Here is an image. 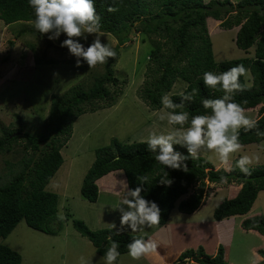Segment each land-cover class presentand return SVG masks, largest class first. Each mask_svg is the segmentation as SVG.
Returning <instances> with one entry per match:
<instances>
[{
  "label": "trees",
  "instance_id": "trees-1",
  "mask_svg": "<svg viewBox=\"0 0 264 264\" xmlns=\"http://www.w3.org/2000/svg\"><path fill=\"white\" fill-rule=\"evenodd\" d=\"M96 12L101 17L102 32L116 38L122 46L132 34L135 24L138 32L150 38L153 50L148 61L143 87L139 91L140 99L153 111L163 109L161 97L170 94L175 103H180L181 92H199L192 102H185L183 110L191 115L210 112L202 106L203 98H219L223 93L209 89L203 84L205 71L223 72L238 64H243L250 73L246 85L244 76L240 82L245 90L238 92L234 99L247 110L260 106L258 117L259 129L264 131V0H94ZM108 6L117 11L108 12ZM219 21L221 28H238L235 45L248 50L255 46L252 59H240L217 64L213 60L211 41L207 31V21ZM34 20V10L28 0H0V21L5 25L16 22L30 23ZM30 32L34 28L29 26ZM154 37V38H153ZM63 37L59 42L61 43ZM156 40V41H155ZM117 53V48H115ZM166 53V56L163 54ZM117 57V56H116ZM115 57V58H116ZM115 58L105 63V73L96 77L93 84L84 90L80 86L70 88L63 95H52L46 121L47 134L34 135L3 129L0 136V154L11 150L17 139L23 138L27 144L25 150H31V156L21 161L18 171L9 168V178L0 184V239H5L20 221L38 232L56 236L61 224L57 216L58 196L45 188L63 163L60 150L71 136L75 120L87 112H95V104L118 98V80L113 74ZM177 81L183 82L181 92L173 93ZM179 87V88H180ZM112 88V89H111ZM178 88V89H179ZM108 106V105H107ZM177 111H180L179 109ZM243 146L259 144L264 138H258L255 131L240 130ZM177 151L187 155L185 148L174 145ZM38 153V154H37ZM187 172L164 168L154 154L141 142L123 143L112 139L108 145L98 148L95 159L85 174L80 195L90 203L99 197L98 183L113 173L121 172L129 189L139 186V176H147L148 181L141 195L157 203L161 209L158 225H165L178 200L180 212L191 215L203 204L207 185L221 184L220 177L227 176V183H237L239 188L231 192L214 209L213 220L222 221L234 216L247 214L258 193L264 190V165L250 167L251 175L245 176L238 168L232 171L215 170L214 165L203 157L186 161ZM168 172L173 180L171 186L158 183ZM198 184L197 190L189 194L190 189ZM208 196V195H207ZM68 217H71L70 215ZM62 223V222H61ZM74 230L86 238L97 254L105 257L110 241L119 242L120 255L128 253L126 245L138 235H130L110 229L92 231L82 221L72 220ZM241 230L264 236V215H256L243 220ZM148 239L146 236H142ZM158 247V246H157ZM161 259L160 264L170 262L168 252L156 249ZM257 254L264 258V248L257 249ZM190 257L196 264H228L224 260V251L218 247L214 257L206 255L201 248L197 252L186 251L179 256V261ZM264 260L258 264H263ZM0 264H21V256L5 245H0Z\"/></svg>",
  "mask_w": 264,
  "mask_h": 264
},
{
  "label": "rangeland",
  "instance_id": "rangeland-1",
  "mask_svg": "<svg viewBox=\"0 0 264 264\" xmlns=\"http://www.w3.org/2000/svg\"><path fill=\"white\" fill-rule=\"evenodd\" d=\"M206 25L215 63L254 57L255 46L242 50L235 45L239 27L224 30L220 22L213 19H208ZM29 26L34 28L31 22L5 25L0 21V136L3 129L18 131L20 137L24 132L47 134L51 96L63 95L77 85L87 90L96 77L105 73V64H98L94 68H88L86 64L76 67L75 58L69 55L67 48L60 47L59 41L66 38L63 33L49 40L48 35L52 33L40 34L35 29L30 32ZM137 27L135 24L132 34L119 49L115 37L106 33L101 37L102 43L118 49L113 74L118 80L115 90L120 94L115 103L108 100L98 102L94 105L98 108L95 112L79 116L72 125L69 140L60 150L63 163L45 188L58 196L57 216L59 220V217H64L60 221L59 233L56 236L46 235L20 221L8 237L0 239V245L9 247L21 256V264H79L81 257L91 260V264H105V259L97 254L93 245L72 226L75 219L82 221L92 231H116L111 227L113 221L119 227V212L114 209L127 190L121 172L97 182L100 192L97 202L90 203L80 195L83 178L95 159V152L112 139L123 143L141 142L150 132H166L170 127L166 121L159 120L163 109L153 111L139 97L147 67L153 64L148 61L153 45L150 38L137 31ZM91 41L92 36L87 41L78 40L85 47ZM111 60L109 58L107 62ZM249 78L248 72L244 76L248 87L251 85L247 83ZM183 84L177 81L173 87L177 86V90L172 94L181 92ZM260 107L247 110L246 114L258 119ZM26 144L25 139L19 138L12 143L11 150L0 154V184L10 177L9 168L14 174L20 168L21 161L31 156L32 151L24 149ZM245 154L259 155V161H254L250 167L264 165V141L243 146L241 151L234 153L230 160L233 168L235 161ZM199 157L211 162L215 170L227 171L215 153L202 152ZM205 184L207 188L203 204L193 214L179 211L178 204L185 198L183 196L176 202L165 225L145 227L143 232L137 233L125 228L123 233L153 240L158 249L168 252L170 262L166 264H183L185 258L179 261V256L186 251L197 252L199 248L206 255L214 257L219 246L223 248L224 260L228 264L262 262L264 258L257 254V249L264 248V236L242 231L240 224L247 218L264 215V190L258 193L247 214L214 221L215 207L232 191L235 192L239 184H209L207 180ZM197 188L198 184H195L188 195ZM159 257L155 251L133 260L127 253L120 255L115 264H160ZM190 264L196 263L191 259Z\"/></svg>",
  "mask_w": 264,
  "mask_h": 264
},
{
  "label": "clouds",
  "instance_id": "clouds-1",
  "mask_svg": "<svg viewBox=\"0 0 264 264\" xmlns=\"http://www.w3.org/2000/svg\"><path fill=\"white\" fill-rule=\"evenodd\" d=\"M29 6L34 10V20L31 22L40 34L48 35L49 40L58 38L61 33L65 39L60 47L67 48L70 56L75 58V66L86 64L94 68L98 64L107 63L109 58H115L117 53L109 45L101 42L103 35L101 17L97 14L94 0H28ZM108 12L117 11L116 7L108 6ZM92 36L91 43L85 45L78 40L87 41ZM118 46V45H117ZM120 47V46H119ZM118 47V49H119ZM117 49V50H118ZM248 69L243 64H238L223 72L205 71L202 75L203 84L209 89H217L223 94L219 98H203L201 103L204 109L210 112L191 115L185 108V102H192L199 92L193 88L191 92L180 93V103H175L168 94L161 97L163 110L159 115L160 121H166L170 126L166 132H150L141 141L146 144L147 150L154 154L155 160L172 170L187 172L186 161L198 159L202 152L215 153L219 162L226 166L227 171H232L230 160L234 153L242 150L240 141L241 129L244 132L255 131L258 138H264V131L259 129L257 119L250 118L241 103L234 99L238 92L245 90L240 77L248 75ZM180 111H177V110ZM178 145L185 148L187 155L174 148ZM259 161V155H242L235 161L238 168L245 176L251 175L250 165ZM139 186L129 189L120 204L114 211L119 212V227L112 222L111 227L120 234L127 230L137 233L143 232L145 227L157 226L161 220V209L156 202L145 199L141 193L143 185L148 181L147 176L136 177ZM221 183H227V176L220 177ZM164 186H171L173 180L163 171V176L158 181ZM61 220L63 216L59 217ZM107 239L110 245L105 253V264H115L120 256L119 242ZM128 255L133 260H139L155 252L157 245L151 239L142 236L134 237L127 245ZM191 258H185L183 264H190ZM79 264H91V260L80 258Z\"/></svg>",
  "mask_w": 264,
  "mask_h": 264
},
{
  "label": "crops",
  "instance_id": "crops-1",
  "mask_svg": "<svg viewBox=\"0 0 264 264\" xmlns=\"http://www.w3.org/2000/svg\"><path fill=\"white\" fill-rule=\"evenodd\" d=\"M239 187H240V186H239ZM239 187H238V188H239ZM262 238H263V237H262ZM215 252H216V251H215Z\"/></svg>",
  "mask_w": 264,
  "mask_h": 264
},
{
  "label": "water",
  "instance_id": "water-1",
  "mask_svg": "<svg viewBox=\"0 0 264 264\" xmlns=\"http://www.w3.org/2000/svg\"><path fill=\"white\" fill-rule=\"evenodd\" d=\"M264 264V263H263Z\"/></svg>",
  "mask_w": 264,
  "mask_h": 264
}]
</instances>
